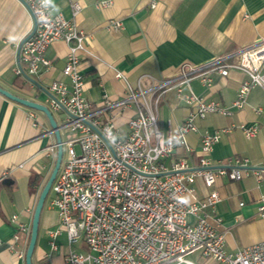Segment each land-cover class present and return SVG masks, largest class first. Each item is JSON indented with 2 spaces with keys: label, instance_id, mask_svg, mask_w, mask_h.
<instances>
[{
  "label": "crops",
  "instance_id": "1",
  "mask_svg": "<svg viewBox=\"0 0 264 264\" xmlns=\"http://www.w3.org/2000/svg\"><path fill=\"white\" fill-rule=\"evenodd\" d=\"M99 1H110V7L98 9ZM53 14L73 20L87 35V53L80 56L79 71L83 77V97L93 106H100L103 97L118 99L126 86L145 92V99L157 113L158 129L166 135L175 132L188 113L185 104L174 91L167 92L155 106L150 89L164 79L174 77L182 66H203L212 59L233 55L238 50L264 40V0H159L154 9L148 0H49ZM80 6L73 17L71 3ZM120 21L121 30L107 29L109 21ZM29 11L18 0H0V88L26 100L39 103L46 100V89L54 81L68 83L62 75L67 45L55 41L44 56L50 62L35 79V86L25 77L15 75L18 48L33 30ZM264 73V64L261 68ZM123 76V79L117 77ZM213 85L202 86L193 79L190 91L206 101L227 107L230 115L208 114L196 120L197 133H188V146L199 154V133H213L228 129L211 152L214 167L225 165L232 157L247 158L251 166L264 159V91L252 89L242 109L231 107L239 86L247 77L230 71L222 77L212 73ZM43 105V104H41ZM261 113L256 114L255 110ZM27 109L0 95V264H25L24 256L29 233L13 241L17 228L10 218L30 226L38 196L54 166L56 152L49 125L38 115L42 129L27 121ZM134 106L114 121L122 135L127 133V120L133 116ZM42 114V113H41ZM43 115V114H42ZM258 125L255 137L246 139L240 125ZM183 156L175 148L170 158ZM170 158L164 160L169 165ZM196 164V156L190 158ZM195 195L202 200L206 189L200 180L194 183ZM220 201L214 212L205 211L208 224L224 239L225 249L235 252L264 241V219L257 215V201L264 195V179L252 174L240 181L221 178L216 182ZM52 196V195H51ZM51 196L43 205L32 264H66L65 234L57 236L50 246L49 233L58 227L56 210L50 205ZM186 203L191 202L188 195ZM239 204H242L241 206ZM12 245V248L9 247ZM86 251L83 244L73 247ZM214 264V262L209 261Z\"/></svg>",
  "mask_w": 264,
  "mask_h": 264
},
{
  "label": "built area",
  "instance_id": "2",
  "mask_svg": "<svg viewBox=\"0 0 264 264\" xmlns=\"http://www.w3.org/2000/svg\"><path fill=\"white\" fill-rule=\"evenodd\" d=\"M18 1L31 14L34 32L18 48L16 76L35 81L43 69L50 67L44 54L52 43L62 41L68 49L62 69L68 83L52 82L43 105L51 115H63L61 125L52 116L59 133H76L73 139H61L67 155L50 188V205L58 216L57 229L49 233L51 249L57 250L53 241L64 233L66 264H195L188 259L195 253L215 264H264V241L229 252L223 236L208 224L205 215L206 210L214 212L220 201L215 190L219 179L240 181L252 174L262 180L264 159L251 166L247 158L232 157L225 165L214 167L212 149L228 129L199 133V154L186 141L188 133L198 132L196 120L208 114L230 115L227 107L193 94L189 82L198 79L203 87L210 88L212 73L222 77L230 71L244 74L247 80L239 86L231 103L232 108L242 109L252 89L264 91V40L200 67L182 66L174 77L152 87L155 106L164 94L174 91L188 108L177 130L164 135L157 126V113L139 85H127L114 101L104 96L100 106L91 105L83 97L84 82L79 71L80 56L87 53V35L73 20L53 14L49 0ZM158 1L148 0L149 8L154 9ZM110 5V1H99L95 7L106 9ZM71 9L75 17L80 6L72 2ZM106 27L121 30L122 24L111 20ZM117 77L123 79L120 74ZM130 106L135 111L126 122L127 133L122 135L114 119ZM255 113L260 114L261 110L256 109ZM27 121L43 130L37 111L30 109ZM239 129L246 139H251L256 136L258 125H240ZM175 148L183 150L182 157L170 158ZM50 149H56V145ZM192 155L196 156L195 165L189 160ZM167 158L169 165L164 163ZM197 180L206 189L202 200L195 195L193 185ZM185 195L191 198L190 203L185 202ZM257 215L264 219V195L257 201ZM10 222L17 228L14 242L29 233V227L19 223L17 216L13 215ZM79 244L86 251H74L73 247Z\"/></svg>",
  "mask_w": 264,
  "mask_h": 264
},
{
  "label": "water",
  "instance_id": "3",
  "mask_svg": "<svg viewBox=\"0 0 264 264\" xmlns=\"http://www.w3.org/2000/svg\"><path fill=\"white\" fill-rule=\"evenodd\" d=\"M33 32H34V28L31 31V33L25 39H23L20 46L32 36ZM29 81L31 83H33L35 86L40 87L37 83H35V81H33L31 79H29ZM0 95L3 96L4 98L14 102V103H17V104L27 108V109H32L34 111L42 113L43 116L45 117L48 125H49L50 133L54 136L55 141H56V143H55V145H56V158H55L54 166H53L52 171H51L47 181L45 182V184H44V186H43V188H42V190L38 196L36 205L34 207L31 226H30V232H29V241H28V245H27V248L25 251V256H24L25 264H32L31 263V257H32V254L34 251V246L36 243L41 211H42L44 202H45V200H46V198L50 192L51 185H52V183H53V181L57 175V172L59 170L61 160H62V145H61L59 127L56 125L50 111L45 106H43L39 103L30 101V100L19 98L15 95L9 93L8 91H5L2 88H0Z\"/></svg>",
  "mask_w": 264,
  "mask_h": 264
},
{
  "label": "rangeland",
  "instance_id": "4",
  "mask_svg": "<svg viewBox=\"0 0 264 264\" xmlns=\"http://www.w3.org/2000/svg\"><path fill=\"white\" fill-rule=\"evenodd\" d=\"M39 102L41 104H43V105H46L44 100H39ZM38 115L40 116L41 119H43V121L45 120L44 116L41 113L38 112ZM52 116L54 117L56 123L58 125H61V121L60 120H61V118H63V115L52 112ZM45 126L47 127L46 122H45ZM60 136H61L62 141H66V140L75 138L76 137V133L75 132H68V131L66 132V131L62 130L60 132ZM52 141H53L54 144L56 143L55 138H54L53 135H52ZM75 150L78 151L77 148H75ZM55 152H56V149H55ZM66 152H67L66 148L63 147V149H62V160H61L62 163L66 159V155H67ZM50 196H51V191L49 192V194H48V196H47V198L45 200V204L47 203V201L50 198ZM188 259L191 260L192 262H194L195 264H213V263L203 259L199 253H195L193 255H190L188 257Z\"/></svg>",
  "mask_w": 264,
  "mask_h": 264
},
{
  "label": "trees",
  "instance_id": "5",
  "mask_svg": "<svg viewBox=\"0 0 264 264\" xmlns=\"http://www.w3.org/2000/svg\"><path fill=\"white\" fill-rule=\"evenodd\" d=\"M28 241H29V239H28Z\"/></svg>",
  "mask_w": 264,
  "mask_h": 264
}]
</instances>
